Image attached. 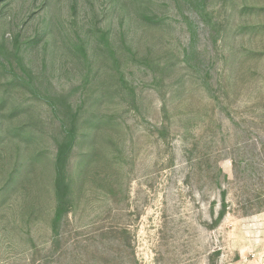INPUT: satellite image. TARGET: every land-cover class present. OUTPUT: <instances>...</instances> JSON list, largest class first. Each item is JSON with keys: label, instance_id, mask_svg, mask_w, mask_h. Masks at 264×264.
<instances>
[{"label": "rangeland", "instance_id": "rangeland-1", "mask_svg": "<svg viewBox=\"0 0 264 264\" xmlns=\"http://www.w3.org/2000/svg\"><path fill=\"white\" fill-rule=\"evenodd\" d=\"M0 264H264V0H0Z\"/></svg>", "mask_w": 264, "mask_h": 264}, {"label": "trees", "instance_id": "trees-1", "mask_svg": "<svg viewBox=\"0 0 264 264\" xmlns=\"http://www.w3.org/2000/svg\"><path fill=\"white\" fill-rule=\"evenodd\" d=\"M69 148H70V146H69ZM62 159H63V156H62V154L61 153H59L58 154V157H57V166L59 167H61V165H62ZM60 178V177H59ZM59 178H58V183H57V186H59V184H60V181H59ZM61 183H63V181L61 182Z\"/></svg>", "mask_w": 264, "mask_h": 264}]
</instances>
